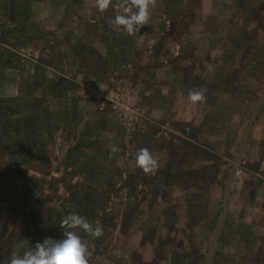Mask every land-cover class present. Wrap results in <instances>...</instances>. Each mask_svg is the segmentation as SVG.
I'll use <instances>...</instances> for the list:
<instances>
[{
    "label": "rangeland",
    "instance_id": "374dc122",
    "mask_svg": "<svg viewBox=\"0 0 264 264\" xmlns=\"http://www.w3.org/2000/svg\"><path fill=\"white\" fill-rule=\"evenodd\" d=\"M94 3L0 0V97L13 112L11 136L0 129V264L25 239L63 238L71 212L103 228L76 229L89 264H205L264 93V0H157L135 35L111 25L118 0L104 13ZM77 82L95 83L94 98L77 101ZM109 90L127 91L133 112L112 110ZM141 148L158 159L153 173L136 166ZM212 264H264V102Z\"/></svg>",
    "mask_w": 264,
    "mask_h": 264
},
{
    "label": "clouds",
    "instance_id": "9594fccd",
    "mask_svg": "<svg viewBox=\"0 0 264 264\" xmlns=\"http://www.w3.org/2000/svg\"><path fill=\"white\" fill-rule=\"evenodd\" d=\"M157 0H118L120 14L115 15L111 25L117 31L135 35L142 28L149 25L151 8L155 7ZM113 6V0H95L94 7L101 13ZM192 103L203 102L205 95L200 91L189 93ZM112 152H118L116 146ZM136 166L145 174L153 173L158 167V159L147 148H141L135 158ZM63 229L61 239L45 238L42 242H36L34 247L27 239L21 241L16 250L11 254L8 264H89L91 255L87 244L76 229H81L85 234L99 238L103 235V228L97 224L93 226L88 219L78 213L66 214L60 221ZM25 250L21 253L20 249Z\"/></svg>",
    "mask_w": 264,
    "mask_h": 264
},
{
    "label": "water",
    "instance_id": "95a60500",
    "mask_svg": "<svg viewBox=\"0 0 264 264\" xmlns=\"http://www.w3.org/2000/svg\"><path fill=\"white\" fill-rule=\"evenodd\" d=\"M263 102H264V93L260 94L256 98V100L254 101L253 106L251 108L250 114L243 124L242 130H241V136H240V140H239V144H238V148H237V152H236L235 157H234V161H233L231 167L229 168L227 176L223 182L222 211H221L220 217L216 223V226L213 230V233H212V235H211V237L207 243L206 251L204 254L205 264H212V250H213L214 244H215V242L218 238V235L221 232V230L225 224V220H226L227 200H228V195H229L230 177H231V174L235 168L236 163L239 161V159L243 153V150L245 148L246 137H247V133L249 130V126H250V124L253 120V117L255 116L258 108L261 106V104Z\"/></svg>",
    "mask_w": 264,
    "mask_h": 264
},
{
    "label": "built area",
    "instance_id": "2783aa9c",
    "mask_svg": "<svg viewBox=\"0 0 264 264\" xmlns=\"http://www.w3.org/2000/svg\"><path fill=\"white\" fill-rule=\"evenodd\" d=\"M130 94L125 91L121 94V92L117 93L115 92V90H109V92H106V96L105 98L109 101V105L110 107L112 108V110H114L115 112H119L118 114H124V117L128 114H131L133 112V109L134 107H132V104H131V107H130ZM131 100V99H130ZM107 101V102H108ZM122 116H121V120L122 119Z\"/></svg>",
    "mask_w": 264,
    "mask_h": 264
},
{
    "label": "trees",
    "instance_id": "16d2710c",
    "mask_svg": "<svg viewBox=\"0 0 264 264\" xmlns=\"http://www.w3.org/2000/svg\"><path fill=\"white\" fill-rule=\"evenodd\" d=\"M11 97L9 98H1L0 97V126L1 133L3 137L11 136V114H13L11 110ZM19 129V128H18ZM26 129V127H24ZM24 141L27 138H23Z\"/></svg>",
    "mask_w": 264,
    "mask_h": 264
},
{
    "label": "crops",
    "instance_id": "0c3cea01",
    "mask_svg": "<svg viewBox=\"0 0 264 264\" xmlns=\"http://www.w3.org/2000/svg\"><path fill=\"white\" fill-rule=\"evenodd\" d=\"M107 85V84H106ZM97 86H96V84L95 83H91L90 84V86L89 85H84L82 82H77L76 83V89H77V91H73L74 93H73V95H75V98L77 99V101H79L80 100V98H85V99H87V100H90V99H92V98H94V94L96 93V90H95V88H96ZM100 87V86H99ZM75 89V90H76ZM93 96V97H92ZM85 99H83V100H85ZM95 112V111H94ZM96 113H100V112H95V114L94 115H96ZM108 113H111V112H109V110H108ZM95 119V118H94ZM102 119V118H101ZM112 119H114V118H112V116H111V118L109 117V119L108 120H112ZM116 120V119H115ZM93 121H96V120H93ZM114 121V120H113ZM116 122H117V124L121 127V125H120V122H119V120L117 119L116 120ZM103 124L106 126V129L108 130V126H109V122L108 121H105V122H103ZM108 125V126H107Z\"/></svg>",
    "mask_w": 264,
    "mask_h": 264
}]
</instances>
